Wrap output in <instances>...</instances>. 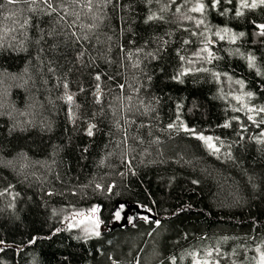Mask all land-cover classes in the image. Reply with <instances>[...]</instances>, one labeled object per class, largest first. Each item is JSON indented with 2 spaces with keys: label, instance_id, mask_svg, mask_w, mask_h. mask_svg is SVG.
I'll list each match as a JSON object with an SVG mask.
<instances>
[{
  "label": "trees",
  "instance_id": "obj_1",
  "mask_svg": "<svg viewBox=\"0 0 264 264\" xmlns=\"http://www.w3.org/2000/svg\"><path fill=\"white\" fill-rule=\"evenodd\" d=\"M260 25L261 0H0V264H259ZM118 201L145 212L80 232Z\"/></svg>",
  "mask_w": 264,
  "mask_h": 264
},
{
  "label": "rangeland",
  "instance_id": "obj_2",
  "mask_svg": "<svg viewBox=\"0 0 264 264\" xmlns=\"http://www.w3.org/2000/svg\"><path fill=\"white\" fill-rule=\"evenodd\" d=\"M124 209H125V207H124ZM126 210V209H125ZM132 212V215H129L128 217L129 218H127V220H126V222H130L131 221V218L132 217H136V216H138V212L137 211H133V210H131ZM127 212V211H126ZM125 212V213H126ZM124 213V214H125ZM114 220L115 221H123V218H121V219H119V220H117L116 218H115V215H114ZM79 225H81V227H80V232L81 233H83V234H96L100 229H102V228H100V226L99 225H97V223L93 220V219H90V220H88V219H86V220H84L81 224H79ZM259 264H264V257H262L260 260H259Z\"/></svg>",
  "mask_w": 264,
  "mask_h": 264
},
{
  "label": "water",
  "instance_id": "obj_3",
  "mask_svg": "<svg viewBox=\"0 0 264 264\" xmlns=\"http://www.w3.org/2000/svg\"><path fill=\"white\" fill-rule=\"evenodd\" d=\"M119 204H120V205H123V206L125 207V209H126L125 212H126V211L128 212V211H130V210L137 211L138 213H144V212H145L144 209H139L138 206H137L136 204H127V203L124 202V201H118V202H116L115 205H114L113 210H114L116 207H118ZM151 219H152V221H154V220H155V216H154V215H151ZM125 224H126V222H124V221H114V222H112L111 224H109L108 227H107L106 229L103 228L102 231H109V230H111L112 228H115V227H118V226H121V225H125Z\"/></svg>",
  "mask_w": 264,
  "mask_h": 264
},
{
  "label": "snow or ice",
  "instance_id": "obj_4",
  "mask_svg": "<svg viewBox=\"0 0 264 264\" xmlns=\"http://www.w3.org/2000/svg\"><path fill=\"white\" fill-rule=\"evenodd\" d=\"M7 2L9 3V4H11V3H13L14 2V0H7ZM261 2L262 3H264V0H261ZM52 5L51 4H49V7H51ZM253 6H255V5H253ZM202 9V6L200 7V8H195V9H193V11H200ZM239 14V13H238ZM149 19H152V17H149ZM260 28H262V29H264V25H260L259 26ZM97 79H99V77H97ZM249 95H251V93H249ZM68 99L69 100H71V97L69 96L68 97ZM262 111H264V109H262ZM249 119H252V117H249ZM225 126H227V125H225ZM89 135H91V130L89 131ZM201 139H205L204 137H200ZM207 140H211V138H207ZM209 147H213V145L211 144V143H209ZM218 150V149H217ZM93 211H95V209H93ZM122 213H125V209H124V206L123 205H120L117 209H115V212H114V215H115V218L117 219V220H119V219H121V214ZM125 215H126V213H125ZM145 220H147L148 219V217H143ZM96 235H99V233L97 232L96 233Z\"/></svg>",
  "mask_w": 264,
  "mask_h": 264
},
{
  "label": "flooded vegetation",
  "instance_id": "obj_5",
  "mask_svg": "<svg viewBox=\"0 0 264 264\" xmlns=\"http://www.w3.org/2000/svg\"><path fill=\"white\" fill-rule=\"evenodd\" d=\"M118 207H119V206H118ZM118 207H116L115 209H117ZM115 209L113 210V212H115ZM131 212H132V211L130 210V211L126 212V215H125L124 213L121 214V218H123V221H124V222H126L127 218H129V217H128L129 215H132ZM133 218H135V217H132V218H131V221L133 220ZM101 230H102V229H101Z\"/></svg>",
  "mask_w": 264,
  "mask_h": 264
}]
</instances>
